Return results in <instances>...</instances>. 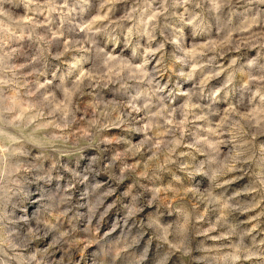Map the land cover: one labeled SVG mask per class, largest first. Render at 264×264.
Here are the masks:
<instances>
[{"label": "clouds", "instance_id": "obj_1", "mask_svg": "<svg viewBox=\"0 0 264 264\" xmlns=\"http://www.w3.org/2000/svg\"><path fill=\"white\" fill-rule=\"evenodd\" d=\"M0 264H264V0H0Z\"/></svg>", "mask_w": 264, "mask_h": 264}]
</instances>
